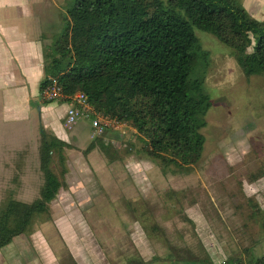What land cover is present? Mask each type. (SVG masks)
<instances>
[{
	"label": "rangeland",
	"instance_id": "obj_1",
	"mask_svg": "<svg viewBox=\"0 0 264 264\" xmlns=\"http://www.w3.org/2000/svg\"><path fill=\"white\" fill-rule=\"evenodd\" d=\"M56 1L66 12L68 0ZM195 33L207 52L203 89L211 100L202 159L163 170L129 149L138 133L128 124L101 136L115 160L99 147L85 153L89 143L72 144L66 186L46 217L1 249L0 264H124L134 255L149 261L165 255L169 242L197 249L201 241L215 263L250 246L264 253V74L246 75L232 48ZM3 127L0 206L10 195L35 198L42 182L34 141L6 148L18 142L8 123Z\"/></svg>",
	"mask_w": 264,
	"mask_h": 264
},
{
	"label": "trees",
	"instance_id": "obj_2",
	"mask_svg": "<svg viewBox=\"0 0 264 264\" xmlns=\"http://www.w3.org/2000/svg\"><path fill=\"white\" fill-rule=\"evenodd\" d=\"M67 2L59 27L43 43L41 95L54 80L66 95L61 102L85 93L91 106L88 118L102 114L133 127L138 143H129V149L143 152L163 170H186L203 156L201 129L211 100L203 89L207 52L196 29L232 48L246 75L264 74V20L253 17L242 0ZM39 135V196L25 201L10 195L4 200L0 251L46 217L50 203L66 186L67 149L72 144L43 125ZM101 136L84 152L99 147L115 160L113 145ZM124 264H264V253L250 246L215 263L201 241L197 249L169 242L165 255L149 261L129 256Z\"/></svg>",
	"mask_w": 264,
	"mask_h": 264
},
{
	"label": "crops",
	"instance_id": "obj_3",
	"mask_svg": "<svg viewBox=\"0 0 264 264\" xmlns=\"http://www.w3.org/2000/svg\"><path fill=\"white\" fill-rule=\"evenodd\" d=\"M242 1L253 17L264 20V0ZM61 9L56 0H0V127L8 123L18 142L6 148L34 141L37 151L41 125L70 144L84 145L96 138L91 136V118L81 119L71 129L64 126L69 102L42 101L43 43L59 27Z\"/></svg>",
	"mask_w": 264,
	"mask_h": 264
},
{
	"label": "built area",
	"instance_id": "obj_4",
	"mask_svg": "<svg viewBox=\"0 0 264 264\" xmlns=\"http://www.w3.org/2000/svg\"><path fill=\"white\" fill-rule=\"evenodd\" d=\"M42 98L50 101L61 102L65 99L66 95L63 93L62 88L54 80L52 84L46 87L42 93ZM91 112V106L87 101V96L83 92H77L72 100L69 102L66 114L64 116V126L71 129L81 119L88 118ZM125 124L110 119L107 116L99 114L92 118V138L101 136L105 129L108 127L119 128Z\"/></svg>",
	"mask_w": 264,
	"mask_h": 264
},
{
	"label": "water",
	"instance_id": "obj_5",
	"mask_svg": "<svg viewBox=\"0 0 264 264\" xmlns=\"http://www.w3.org/2000/svg\"><path fill=\"white\" fill-rule=\"evenodd\" d=\"M38 109H40V105H38Z\"/></svg>",
	"mask_w": 264,
	"mask_h": 264
}]
</instances>
